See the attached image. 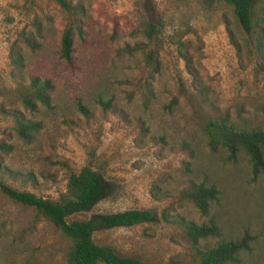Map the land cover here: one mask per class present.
<instances>
[{"label":"rangeland","instance_id":"rangeland-1","mask_svg":"<svg viewBox=\"0 0 264 264\" xmlns=\"http://www.w3.org/2000/svg\"><path fill=\"white\" fill-rule=\"evenodd\" d=\"M70 2L84 33L67 64L57 56L64 13L53 0H0V142L9 146L0 148V182L53 200L87 164L106 191L70 219L127 209L155 217L96 229L98 245L142 264H199L197 249L247 231L250 249L236 264H264V177L251 174L243 153L233 160L221 145L211 148L206 126L225 117L264 130V0L252 2L250 32L219 0ZM36 27L42 37L31 50L21 34ZM14 53L23 67L13 66ZM29 75L51 80L50 107L36 102L31 111L19 100ZM14 114L40 123L30 140L16 135ZM191 181L218 190L205 214L183 197ZM179 219L212 220L220 233L193 245ZM67 246L33 207L0 190V264H66Z\"/></svg>","mask_w":264,"mask_h":264},{"label":"trees","instance_id":"trees-1","mask_svg":"<svg viewBox=\"0 0 264 264\" xmlns=\"http://www.w3.org/2000/svg\"><path fill=\"white\" fill-rule=\"evenodd\" d=\"M64 13L63 27L59 35L57 56L67 64L72 62L74 38H81L84 33V21L80 9L70 0H53ZM231 8V13L237 23L246 31L252 30L251 5L253 0H219ZM264 22V14L262 15ZM149 27L155 29L154 24ZM22 41L31 50L40 46L37 40L41 36L39 27L33 32L27 31L21 34ZM136 45L132 48H135ZM180 52V50H179ZM189 64L187 56L180 52ZM263 58L264 55L260 54ZM12 64L15 68L23 67L21 53L12 55ZM145 61L152 73L157 71L154 55L149 52ZM52 83L49 78H41L38 75H29L26 83L19 82L18 98L21 103L33 111L36 102L50 107V91ZM78 100V99H77ZM101 100V99H98ZM80 111L86 110L80 105ZM14 130L21 140H30L32 134L40 127L37 121L25 118L23 115H13ZM207 142L211 148L221 145L228 158L235 159L241 152L247 156L250 171L253 176L258 173L264 177V130L260 128H241L228 122L225 117L209 118L206 122ZM0 148L7 151L9 146L0 142ZM0 190L8 198L22 205L33 207L37 213L49 221L64 237L68 239L65 252L66 264H142L133 257H123L115 254L109 247L98 245L92 240L94 230L112 226H129L155 219L154 215L146 210L127 209L91 216L84 219H70L75 213H81L90 209L105 193L106 188L100 177L90 165H83L76 172H71L66 179L64 191L56 199L37 196L26 190H17L0 182ZM218 194L213 184L193 182L183 190V197L202 214L207 212L208 205L215 200ZM178 223L191 242L195 245L199 238L219 235V227L212 221L206 223H194L179 219ZM251 235L244 231L240 236L232 239L218 240L213 246L197 249L196 254L199 264H236L239 254L250 249Z\"/></svg>","mask_w":264,"mask_h":264}]
</instances>
